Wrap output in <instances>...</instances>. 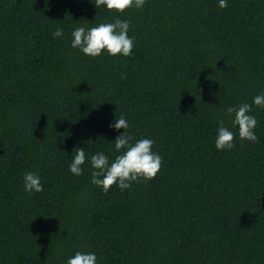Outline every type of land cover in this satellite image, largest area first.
<instances>
[{"label": "trees", "instance_id": "obj_1", "mask_svg": "<svg viewBox=\"0 0 264 264\" xmlns=\"http://www.w3.org/2000/svg\"><path fill=\"white\" fill-rule=\"evenodd\" d=\"M95 0H0V264H264V0H145L123 13ZM130 22L132 54L71 47L72 31ZM61 28L63 35L53 38ZM252 105L256 142L228 107ZM123 116L129 128L109 127ZM218 121L236 134L215 147ZM150 138L162 166L107 193L92 155ZM74 148L86 161L69 165ZM123 151V150H121ZM26 172L43 190H24Z\"/></svg>", "mask_w": 264, "mask_h": 264}, {"label": "clouds", "instance_id": "obj_2", "mask_svg": "<svg viewBox=\"0 0 264 264\" xmlns=\"http://www.w3.org/2000/svg\"><path fill=\"white\" fill-rule=\"evenodd\" d=\"M145 0H95V7H106L109 11L123 13L129 8L137 9L144 6ZM221 9L227 8V0H218ZM130 22L116 19L111 23H99L98 25L86 28L77 27L72 33L71 47L79 49L84 55L98 57L102 52L110 56L122 55L128 57L132 54L134 38L128 36ZM63 35V30L57 28L53 32V38ZM253 104L264 108V93L253 98ZM252 105L242 103L236 107H228L226 115L234 116L233 126H238V136L242 141L256 142L257 136L254 129L257 126V119L251 115ZM219 127L215 139V147L219 151L230 150L234 147L236 134L230 131L223 123L218 121ZM109 127L126 130L129 128L128 121L119 117ZM134 137L123 131L114 140L115 150L120 153L110 161L103 152L91 156L90 164L93 169L91 183L100 187L107 193L113 185H117L121 191L131 187L133 182L140 180L148 181L153 179L161 169L162 157L152 150L154 141L150 138L135 140ZM75 155L69 165L72 174L80 176L83 173L82 165L86 161V154L83 148H74ZM123 150V151H121ZM24 190L41 192L43 185L37 173L26 172L23 175ZM66 264H97V257L92 252L77 251Z\"/></svg>", "mask_w": 264, "mask_h": 264}]
</instances>
